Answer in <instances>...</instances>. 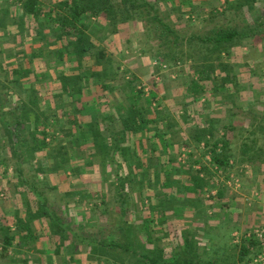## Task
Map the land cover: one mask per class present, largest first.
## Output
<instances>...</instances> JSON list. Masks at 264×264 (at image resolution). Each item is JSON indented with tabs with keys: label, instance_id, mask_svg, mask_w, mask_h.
Here are the masks:
<instances>
[{
	"label": "rangeland",
	"instance_id": "1",
	"mask_svg": "<svg viewBox=\"0 0 264 264\" xmlns=\"http://www.w3.org/2000/svg\"><path fill=\"white\" fill-rule=\"evenodd\" d=\"M16 1L8 0L0 7V98H6L0 111L4 116V120L0 118V225L11 228V221L4 217L6 212L13 213L7 188L18 197L23 177L29 181L38 178L41 185L37 191L45 201L44 205L37 200L38 217L48 224V229L41 225L38 234L49 233L61 240L58 252L64 256L59 255L55 264H140L141 255L163 261L182 256L200 263L252 264L247 261L249 256L240 261V251L241 234L264 224V208L259 207L255 195L259 189L253 186L264 182V0H207L202 9L187 11L174 7V1L168 5L165 0H150L173 30L164 38H159L160 25L158 29L146 27L140 18L114 26L103 16L93 18L87 31L93 49L82 65L67 59L66 51L73 48L67 50L66 43L56 40L57 33L45 29L47 39H35L39 26L30 25L11 8ZM39 1L44 11H66V0ZM220 29L242 33L228 44L230 56L212 52L213 45L205 44V39ZM18 32H23L22 38L13 37L20 36ZM160 50L168 51V69L158 63ZM33 51L38 56L31 61ZM101 51L103 58L98 57ZM233 51L237 57L242 58L245 52L255 57L247 71L251 76L245 81L237 72L246 69L228 63ZM18 53H26L27 58L16 74ZM211 63L215 72L206 82L204 94L208 96L196 100L189 89L191 80ZM28 70L36 72L26 77ZM61 75L83 87L81 94H74L77 111L62 101L59 83V91L54 90L57 82L52 80ZM224 78L228 89L216 91L214 85L224 86ZM28 83L35 90L34 106L28 97L33 92L23 89ZM144 83L155 96L152 106L145 97L130 101ZM102 91L107 95L97 96ZM112 92L119 99L114 104L109 101ZM98 97L101 101L106 97L102 101L106 110L96 108ZM137 111L147 128L157 126L166 133L168 150L163 148V139L150 141L152 133L138 137L146 131L145 125L136 136L123 135L122 117ZM211 112L216 116L210 117ZM154 118L155 123L148 122ZM233 121L235 130L228 135L224 126ZM202 123L212 128L213 142L228 136L235 163L225 173L216 171L204 158L200 143L194 142L196 128ZM110 127L119 138L109 133ZM81 130L89 131L86 138ZM96 131L100 134L95 137ZM43 139L47 148L40 146ZM114 141L124 150L120 154L113 149ZM186 146L193 155L181 158ZM200 164L208 169L200 175L203 181L195 174ZM119 177L123 178L122 187ZM230 179L237 180L238 186L233 182L228 185ZM215 189H224L222 199L211 197ZM17 223L16 227H23L21 221ZM3 234L0 230V264H52L55 259L39 256L23 260L14 249V258L4 259Z\"/></svg>",
	"mask_w": 264,
	"mask_h": 264
},
{
	"label": "trees",
	"instance_id": "2",
	"mask_svg": "<svg viewBox=\"0 0 264 264\" xmlns=\"http://www.w3.org/2000/svg\"><path fill=\"white\" fill-rule=\"evenodd\" d=\"M229 2V0H226ZM238 1V0H236ZM246 1H251V0H246ZM6 2L8 0H2L0 7L3 5L5 6ZM16 8V11H18L21 15L25 17V20H28L30 25L36 24L39 26V28L36 31V38L35 39H40V40H46L47 39V32L45 29H49L50 32L57 33L56 35V40H60L62 43H66L67 50H69L70 47L73 48V51H66L67 59L68 60H78L80 65H82L83 59L89 57L90 55L88 54V51H91L93 49V44L91 42L90 36L87 34V31L89 30L90 27V22L92 21L93 18H97L100 16H103L111 26L116 25L119 22H127L130 20H133L135 17L140 18L142 21H145L146 27H152L156 28L157 25H160L162 28H159L160 36L159 38H164L166 35H168L169 31H173L172 28L167 25L163 19L159 16L157 13V7L155 5V2H151L150 0H66L64 2V7L66 11H64L63 14L58 13V10L55 9H50L49 11H44L42 9V6L40 5L39 0H17L16 2L13 3L11 8ZM157 13V14H156ZM16 17H11V20L16 19ZM41 18H44L43 22H40ZM45 27V28H43ZM58 27H61L60 32ZM158 29V27H157ZM20 36H13L15 37H23V32H18ZM214 37H207L205 39V44H212V52L218 53L219 55L227 52V54L230 56L231 51L229 50L230 47L228 46L229 43L234 41L237 37L242 35L238 30L236 29H228V30H214ZM245 35V34H243ZM34 36V34H33ZM47 47L46 43L44 45V48ZM23 53V52H21ZM18 53L17 57L19 58L18 60L20 61V67L17 70H14L13 73L18 74L19 69L24 68L23 64L21 67V61H23L25 58H27V54H21ZM61 58H64V52L63 50H60ZM158 55H160L159 59L164 61L166 63L165 57L168 55V51H158ZM36 55L38 56V53L33 51L31 53V61L36 58ZM104 53L101 51L98 54L99 58H103ZM218 59V58H217ZM167 64V63H166ZM168 65V64H167ZM215 65L208 64L206 65L207 70L206 72H201L198 73V78L192 79L191 80V85H190V91L195 92L197 98L196 100L200 99V97L204 94L206 90V82L207 79L211 78V74L215 72ZM21 72V71H20ZM27 75H30L33 72L36 71H31L28 70ZM38 73V72H37ZM25 75V74H24ZM39 75V74H36ZM224 80L222 81L223 83L226 82ZM57 83L60 84V89L62 92L60 93V97H63V102L69 104L70 107H74V109L77 111L79 108L75 104V95L74 94H81V91L83 87L81 88L78 86V81L74 83L73 79L70 78H65L63 75H61L59 78H56L55 80ZM19 83L17 80H13L12 83ZM27 85V86H26ZM23 86V89L29 90L28 97L30 98V103L32 105H36V101H34L36 94L34 93L35 90L30 86V84H26ZM15 87H18L15 85ZM223 87L227 86L224 83V86L220 87V84H215L214 89L216 91L220 89H224ZM207 91V90H206ZM146 94L142 88H139L137 90V94L133 95V102L138 100L140 97H143V95ZM71 95V96H70ZM32 96H34L33 100H31ZM6 97H9L6 95ZM146 102L149 106H152L155 103V96L151 94L149 97H145ZM74 99V100H73ZM4 102H6V98L2 97L0 98V111L3 110L4 108ZM98 102H101V98L98 99ZM72 109V108H71ZM133 113V112H132ZM128 114L122 117L123 121V128H122V133L125 137L129 135H137L138 132H141L142 128L145 125V129H147L146 121L142 117V114L140 111H137L135 114ZM0 118H3L0 114ZM115 119V118H114ZM118 119V118H116ZM115 119V120H116ZM142 119V120H141ZM141 120V121H140ZM114 121V120H113ZM148 122L155 123V118L154 120H150ZM112 124V123H111ZM78 127H83V124L77 123ZM152 129H147L146 131H151ZM98 131V130H97ZM93 132L96 136H98L100 133L99 132ZM109 133L112 134L113 137H118L115 130H113L112 127L109 128ZM144 131V132H146ZM155 131V136L162 139L164 137V134L166 133H161L158 129H154ZM194 135V142L201 143L204 142L207 147H210V150H207L204 152V157L206 153L211 154V160L209 161V164L213 165L214 167H217L219 170H227L230 166V160L233 158L231 153L229 152V143L227 139L224 137H221V139L213 142L212 141V128H200L198 127L195 131ZM119 133V131H118ZM89 134V131L86 130H81V135L83 138H86V136ZM122 135V134H121ZM224 136V135H223ZM118 138L116 141H119ZM95 146L99 145V142L94 140ZM116 141H114L115 144H113V149H115L116 153H121L124 150L120 148V144H118ZM164 150H168L170 142L168 140H164ZM222 144V147L219 149V144ZM85 144V143H84ZM18 145V144H16ZM41 147L47 148L48 144L45 141V139L42 140ZM107 146V145H104ZM17 147V146H15ZM92 147V146H91ZM96 148V147H95ZM119 148V149H118ZM104 149V148H102ZM96 151V149H94ZM145 151V150H142ZM193 153V152H192ZM192 157L193 154L189 153ZM171 159V158H170ZM196 163H199V160H196ZM202 169V171H200ZM204 172H208V169L206 168V165L203 164L202 168H200L197 172H195L196 177L201 179L203 181V178L200 177V174ZM130 181V179H129ZM23 182L25 185L30 187L32 191L35 194H38L37 196L41 200V202L45 205V201L40 197L39 192L37 191V188L39 185H41V182L38 180V178H35L33 181H29L27 178L23 177ZM122 182L123 178L119 177V186L122 187ZM120 191V190H119ZM123 197V194L120 191V198ZM224 197V189H219L218 193L215 198L217 199H222ZM47 208V207H45ZM50 213H53L52 210H47ZM123 213L124 210H122ZM39 214V212H38ZM60 222V225L63 226L62 221L60 219L56 218ZM0 230L3 231V252L2 255L6 256L8 253V250L10 247L13 245V240L15 234H13L10 231V228H5L4 226L0 225ZM243 241L241 244V251H240V261L243 262L245 261L246 257L249 256L247 261H251V249L253 246L257 244V241L255 239H246ZM112 244L118 245L115 243L114 240H112ZM120 246V243H119ZM140 264H217L215 261L208 260L204 263L197 262L194 258L192 257H174L169 260H159L157 258L151 257L149 255H141L140 257ZM128 264H135V262L128 263Z\"/></svg>",
	"mask_w": 264,
	"mask_h": 264
},
{
	"label": "crops",
	"instance_id": "3",
	"mask_svg": "<svg viewBox=\"0 0 264 264\" xmlns=\"http://www.w3.org/2000/svg\"><path fill=\"white\" fill-rule=\"evenodd\" d=\"M173 1L175 3H177V5H175L174 7H182L184 9L183 11L192 10V9L200 10V9H202L204 7L205 2L209 3V1H207V0H165V3L169 5V4H172ZM158 2L160 3L161 0H158ZM235 53H236V51H233L232 52L233 57H231L230 58L231 60L229 62L228 61L227 62L230 63L229 65H234V67L235 66L236 67L238 66V67L243 68L244 70L246 69L245 71L242 70V73L237 72L238 77L242 81H245L246 78L249 79V76H251L249 74V72H247V71H250L249 70L250 67L252 65H254L253 64L254 63L253 58L255 59V57H251V55H249V54H247V52H245L246 55L244 56V54H243V56L241 58V57L235 56L234 55ZM257 61L259 62L258 58H257ZM263 69H264V67H263ZM216 75H218V74H216ZM157 80L158 79H155L154 82L157 83ZM52 81H55V80H52ZM54 85L56 87H55V89L54 88H52V89L56 90L55 92L57 93V91H59V88L57 87V84L56 83H54ZM223 91L224 92H227V93H230V95L234 94V92H231L230 90H223ZM110 94L112 95V97L109 99L110 103L114 104V103H116V102L119 101L116 93L112 92ZM151 94H152V92H149V94H144L143 97H149V96H151ZM208 94L210 95V93H208ZM100 95L101 96L102 95H105L106 96L107 93H106V91L104 93L102 91L101 94H99L97 96H100ZM204 95H205V97L208 96L206 93ZM113 97H117V99H114ZM100 98H102V97H100ZM131 98H133V96L130 97V101L132 100ZM104 99H106V97L103 98L102 101H105ZM102 101L99 102L98 104H95V106H96V108H99V107L101 108L102 107V109L104 111V110H106V105ZM200 101H201V99H200ZM132 102H133V100H132ZM112 104H107V107H108V105H112ZM117 104H116V106H117ZM127 106H128V104H127ZM130 106H131V104H130ZM222 110H223V108H222ZM114 111H115V109H114ZM213 111H214V108H213ZM211 113H213V115H210V117L216 116V113L215 112H211ZM203 115H204V113H203ZM203 115L201 113L200 118H204ZM115 118H118V117H115ZM231 123H234V124H231ZM202 124L199 125L198 127L202 128V129L209 128L210 127V125H208V124H205V123H202ZM236 124L237 123L233 121V122H230L227 126H224L225 129H227V131L229 132L228 135L231 134L230 132H233L235 130ZM243 127H245V129H246V127H250V126L249 125H244ZM147 129L148 130L149 129L154 130L153 127H150V126H148ZM156 129H157V126H156ZM152 130L151 131H146V132H141L138 135V137H140V136L142 137L143 133H145L147 135V137H148V134L152 133L153 136L152 137H149V139L152 138L150 141H152L153 143H156V141H154V140H157L158 137H156V136L154 137L155 131L153 132ZM165 138H166V134H165L164 137H162V139L165 140ZM138 140L139 139L137 138L136 139V142H139ZM227 141H228V136H227ZM228 143L230 144L229 141H228ZM202 151H204V150H202ZM204 152H203V154H204ZM206 155H207V153H206ZM206 155H205V157H206ZM234 163L235 162H234V160L232 158L230 160V166H229L228 169H232ZM200 165H201V168H202L203 164H200ZM228 169L225 170V171L223 170L224 172L222 171V173H225L226 171H228ZM200 171H202V169ZM200 175L201 176H204V173L202 172ZM253 186H255V187H257L259 189L258 190L259 192L255 193V195H258L256 198L258 199L259 207L264 208V182L263 181L258 182L256 185H253ZM7 190H8L7 191L8 192L7 193L8 201L10 202V205H11L10 207H11V210H13V213L6 212L4 217H7L6 220H10L11 221L10 231L13 232V234H15V236H14V240H13L12 247H10V249L8 250V253H7L6 256H3L1 254L2 257L4 259L9 258L11 260L12 258H14L13 257L14 254L12 252L13 251L12 249H14L15 250L14 251L15 254L18 255L19 257L23 258V260H24V258L45 256V257H53V258H55L52 261V264L53 263L54 264L57 263L56 260H58L57 258L60 255L59 252H58L60 250V244H59V242L61 240L57 236L54 238L53 235H50L49 233H42L43 235H39L38 234V233L41 232V230H39V227H41V225L43 226V228L45 227V225L46 226L48 225V224H42L41 219L38 217L37 200L41 201L39 199V197H38L39 195L37 196V194H35L32 191V189L30 187H28L27 185H25V184H24V186L20 187V191H19V196L18 197H15L12 194L11 188H9V189L7 188ZM215 190H216V194H212L211 197H216L219 189H215ZM39 194H40V192H39ZM258 197H260V198H258ZM16 209L17 210H20V214H18V215L15 214V213H17V210ZM16 219H18V220H16ZM18 221H21L22 226H23L22 228L21 227H18L19 225L16 227V225L18 224L17 223ZM261 222H264V218L261 220ZM260 223H258V224H260ZM261 224H263V223H261ZM45 228L48 229V226L45 227ZM245 233L241 234V236L244 235ZM241 239H242L241 242L243 243V241L245 239L243 237H241ZM82 241L85 242L86 239L85 238H82ZM65 254H67V253L65 252ZM60 256H64V255H60ZM28 262H30V261H28ZM8 263L11 264V262H8ZM17 264H23V261L22 262H19ZM31 264H34V263L32 262Z\"/></svg>",
	"mask_w": 264,
	"mask_h": 264
},
{
	"label": "built area",
	"instance_id": "4",
	"mask_svg": "<svg viewBox=\"0 0 264 264\" xmlns=\"http://www.w3.org/2000/svg\"><path fill=\"white\" fill-rule=\"evenodd\" d=\"M160 63L165 69H168V65L165 64L162 60ZM159 79V78H158ZM140 88H142L144 90V92L146 94H149L150 92V86H148L147 84H143ZM222 147V144H219V149ZM199 149L204 150L205 152L207 150H210V147H207L205 145L204 142L199 144ZM193 150H191V148H189L188 146H186L185 148L182 149L181 151V158H184L186 155H188L189 153H192ZM211 154L210 152L207 153L206 155V159L209 161L211 160ZM216 171L222 172V170H219L217 167H214ZM233 182L234 185L238 186V181L237 180H233L230 179L227 183L228 185H231ZM213 194H216V191L213 192ZM236 239H239L238 234H235ZM243 238L246 239H255L257 241V244L255 246L252 247V255H251V263L252 264H264V224H261L260 226H257L255 229L246 232L244 235H242Z\"/></svg>",
	"mask_w": 264,
	"mask_h": 264
}]
</instances>
